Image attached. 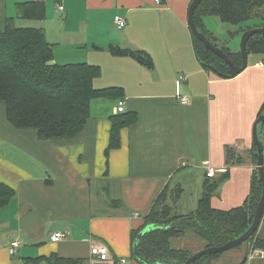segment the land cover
I'll use <instances>...</instances> for the list:
<instances>
[{"label": "crops", "instance_id": "1", "mask_svg": "<svg viewBox=\"0 0 264 264\" xmlns=\"http://www.w3.org/2000/svg\"><path fill=\"white\" fill-rule=\"evenodd\" d=\"M31 1L44 3V20L18 17L17 4ZM160 2L0 0L1 21L11 17L15 24L44 30L54 63L97 66L94 88L117 90L90 102L84 130L69 140H40L33 130L14 129L0 103V183L15 193L0 208V264H49L55 257L139 264L132 231L142 228L166 187L179 194L174 213L191 214L207 181V164L222 170L210 183L228 174L211 197L212 208L228 211L247 200L255 171L252 125L264 102V61L248 55L247 68L231 79L206 71L196 60L188 27L192 0ZM115 16L125 19L123 28H117ZM119 101L123 113L135 118L120 129V146L106 157ZM227 148L244 162L227 163ZM55 232L64 238L51 242ZM256 238L264 242V222ZM169 243L190 254L207 247L192 232ZM102 245L110 252L107 261L93 255ZM252 247L227 251L212 264H241L246 256V264H264V255L248 258Z\"/></svg>", "mask_w": 264, "mask_h": 264}, {"label": "trees", "instance_id": "2", "mask_svg": "<svg viewBox=\"0 0 264 264\" xmlns=\"http://www.w3.org/2000/svg\"><path fill=\"white\" fill-rule=\"evenodd\" d=\"M18 17L25 20L45 19V5L42 2L17 4ZM205 17H214L220 22L240 25L258 18L260 24L254 28H264V0H202L193 13V21L198 29L216 47L221 48L232 63L241 65L239 51L231 52L227 44L204 27ZM252 27H239L244 33ZM196 60L206 71L213 72L221 79H231L225 62L206 50L203 43L192 36ZM246 51L248 55H258L264 61V38L253 35L249 38ZM141 56V54H132ZM97 66L86 63L56 64L53 62L52 46L46 40L44 30L36 27H17L14 19L0 20V103L5 106L6 121L16 130H33L40 140H69L77 137L85 128L90 117V102L100 97L117 94L116 89L98 90L93 86L99 75ZM264 113V102L258 116ZM131 113H120L111 117L110 141L105 156L120 146L119 131L134 121ZM261 126L264 127L262 124ZM259 139H263L258 133ZM262 143V141H261ZM263 148V145H262ZM252 162L257 163V149L252 146ZM241 164L242 157L235 156L231 149L226 150V162ZM225 174L219 181L203 184L202 195L196 209L189 215L179 216L173 211V200L179 194L166 187L156 198L150 212L144 217L141 229L132 231L134 245L138 235L145 228L153 229L143 234L137 243L139 264L176 262L184 264L192 255L183 250L170 247L172 237L192 232L207 243V247L222 246L242 236L251 226L262 195V182L257 168L251 180V189L245 203L228 211L212 208L211 197L218 185L227 179ZM14 190L0 183V208L9 204ZM264 222V214L263 220ZM244 245L264 249V242L256 238V233ZM235 248V249H237ZM223 254V253H222ZM222 254L206 255L192 264H212ZM49 264H81L80 260L55 257ZM143 261V262H142ZM247 256L241 264H246Z\"/></svg>", "mask_w": 264, "mask_h": 264}, {"label": "water", "instance_id": "3", "mask_svg": "<svg viewBox=\"0 0 264 264\" xmlns=\"http://www.w3.org/2000/svg\"><path fill=\"white\" fill-rule=\"evenodd\" d=\"M201 1L202 0H192L191 4L189 6L188 27H189L190 33L197 40H199L200 42L203 43L206 50L211 51L213 54H215L216 56H218L219 58H221L225 62V64L228 67L230 77L234 78L237 75H239L240 73H242L248 66V54L246 51V45H247L249 38H251L253 35H256V34L261 35L264 38V28H260V27L252 28V29L245 31L242 34L240 44H239V53L241 56V65L237 66L230 61V59L226 56V54L223 53L221 48L214 46L206 38V36L202 32L198 31V29H197V27L193 21V13ZM262 124L264 125V114H262L256 118V120L254 121V123L252 125V131H251L253 145L256 146V149H257L258 160L256 163V168L258 171L259 178L262 182V195H261V198L258 202V205H257L256 211H255L251 226L248 228V230L242 236H240L237 239L229 241L228 243H226L222 246L206 247L203 250L192 254L186 260V262L184 264H192L194 261L201 258L202 256L222 254V253H225L227 251H230V250L237 248L239 245L248 241L249 238L252 237V235L255 233L258 226L260 225L261 221L263 220V214H264V156H263L262 143H261L259 136H258V127ZM152 229H153V227L149 226V227L145 228L144 230H142L140 232V234L138 235V238L134 242V245H133L134 256L139 261H141V259L138 257V254H137L138 239L143 234H145L146 232H148ZM144 264H160V263H147V262H145ZM165 264H178V263L169 262V263H165Z\"/></svg>", "mask_w": 264, "mask_h": 264}, {"label": "rangeland", "instance_id": "4", "mask_svg": "<svg viewBox=\"0 0 264 264\" xmlns=\"http://www.w3.org/2000/svg\"><path fill=\"white\" fill-rule=\"evenodd\" d=\"M203 23H204V27L206 28L208 32H211L212 34H214L215 37H217V39L221 43L227 44L231 52H235V51H239V44H240L241 36L243 34V33L238 32L239 27L254 28L255 25L260 24V19L255 18V19L249 20L245 23H242L236 26V25H231V24L220 22L218 19L214 17H205L203 20ZM16 25L17 27H26V26H23V24H21L20 22ZM258 133H261V136L264 137V127L263 126L261 125L259 126ZM261 141L263 145V156H264V138L261 139ZM231 152H233L235 156L241 157L240 153L237 150L231 149ZM230 162H232V160ZM16 258L17 257H14V259Z\"/></svg>", "mask_w": 264, "mask_h": 264}, {"label": "built area", "instance_id": "5", "mask_svg": "<svg viewBox=\"0 0 264 264\" xmlns=\"http://www.w3.org/2000/svg\"><path fill=\"white\" fill-rule=\"evenodd\" d=\"M156 3H161L160 0H155ZM59 10H62V7H59ZM114 23L117 26V28L121 29L125 26L126 21L124 18L120 17V16H115L114 17ZM182 77H179V80H182ZM178 101L180 102V104L185 105L188 102V98L187 97H182L179 96L177 97ZM124 112V101H119L118 105L116 107V113H123ZM206 176L208 178H213L215 177L216 173L218 171H222V170H216L213 167L209 166L208 164L206 165ZM65 236V234L63 232H55L50 236V241L51 242H57L61 239H63ZM16 247V244L10 248L9 252L10 254L14 253V248ZM263 249H252L250 251V254L248 256L249 257H254V256H259V255H264V252L262 251ZM109 249L106 245H102L98 248L93 249V255L97 256V258L100 261H107L109 258ZM127 259L126 258H120L118 261V264H126L127 263Z\"/></svg>", "mask_w": 264, "mask_h": 264}, {"label": "bare ground", "instance_id": "6", "mask_svg": "<svg viewBox=\"0 0 264 264\" xmlns=\"http://www.w3.org/2000/svg\"><path fill=\"white\" fill-rule=\"evenodd\" d=\"M252 249H259V248H254V247H252ZM252 249H251V250H252ZM248 256H249V255H248Z\"/></svg>", "mask_w": 264, "mask_h": 264}]
</instances>
